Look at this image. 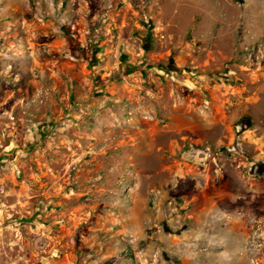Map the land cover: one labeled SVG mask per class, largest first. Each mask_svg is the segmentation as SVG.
Wrapping results in <instances>:
<instances>
[{"label":"rangeland","instance_id":"374dc122","mask_svg":"<svg viewBox=\"0 0 264 264\" xmlns=\"http://www.w3.org/2000/svg\"><path fill=\"white\" fill-rule=\"evenodd\" d=\"M56 1L0 0V264H264V60L241 52L264 43V0L75 5L79 32ZM24 17L98 37L87 88L63 55H33L34 74L15 55Z\"/></svg>","mask_w":264,"mask_h":264},{"label":"crops","instance_id":"0c3cea01","mask_svg":"<svg viewBox=\"0 0 264 264\" xmlns=\"http://www.w3.org/2000/svg\"><path fill=\"white\" fill-rule=\"evenodd\" d=\"M42 3H43V8L44 9L47 8V6L45 5V3L43 1H42ZM120 3H121V6L124 7V8H120V9L121 10L123 9L122 11H125V12L127 11L126 9H128V8L134 9L133 7H135V6H132L131 4H128L127 0H57L56 1L57 8H60V7H63V9L67 8V10L62 13V18H60L61 23H63V25H65L66 28L69 25H72V21H70L71 20L70 18L69 19L65 18L66 17L65 15H68V11L71 12L70 9H73V6H75V5L81 6V8H88L91 10L101 8L102 6H104V7L110 6V8L113 11H115V10H117V8H119ZM140 5L141 4H139V1H136V6H138V8L142 7ZM134 10H136V11H132V12H134L136 15L135 17H137V19H139L141 17L140 16V10H138V9H134ZM71 13H74V12H71ZM36 14H37V16L39 15L38 13H36ZM80 18H82V15L80 16ZM80 21H81V24H83V26L86 23H88V21L86 19L85 20L80 19ZM112 22L113 21H112L111 16H110L109 19H107L103 23H105L106 27H107L108 26L107 24H111ZM13 23H14V25L17 24L16 21H14ZM19 24L26 25V29H25L26 33H25V36L23 38L24 39V46H23V48H20V46H22V45H20V39L14 40V46H13V48L15 49L14 52H15V55L18 57H28V60H30V63L27 61L28 62L27 64H29V67H30L29 69H30V71H32L33 74L36 73L35 71H36L37 67L41 66V63L38 60H36V59L32 60L31 57L33 55L37 56V54L39 52L42 55L45 53H48L49 56H51L50 58H53V57H56L59 55H63L64 57L61 58L62 61L60 62L58 68H60V71L62 73L66 74V76H65L66 79L64 80V84L66 83L65 81L68 79L74 85V87L79 86L80 88H87L88 82H85L86 84L83 85L82 84L83 82L81 81L80 75H79L81 67L83 68V66L87 65L86 66V68H87L88 65H92L93 63H95V62H91V64L90 63L88 64V61L84 58V55H87V52L89 50L87 44H89L90 47H92V54L96 53L98 55L97 57H101V56L104 57V56H106V54H108L106 52L107 51L106 48H104V49L97 48L95 46V44H91V43L98 41L97 36H94L93 34H92V36L90 34H87L84 36H80V35L76 36L75 32H77V31L79 32L80 28H81L79 23H77L78 26H76V24L72 25L73 26L72 29L75 30V32L70 37L67 35L66 36L65 35L64 36L63 35L62 36L57 35L54 37H50V35H48V34L40 33L38 30H36L34 27H32V24L40 25L41 23L35 22L33 18L27 19L26 17H24V18L20 19ZM98 26H102L101 23H99ZM106 27H104V28H106ZM72 37L75 39V41L72 39ZM100 40L102 41V39H100ZM69 42H72L73 44L70 45ZM76 42H78V43H76ZM103 67H105V65L99 64L93 68L95 69V71H98L99 69H103ZM15 70H16V75H19L20 69L17 67ZM88 71H90V69ZM32 84H33V81L30 85H32ZM48 87L52 88L51 86H48ZM66 87H67V85H66ZM60 92H61V88H60ZM68 98H70V97H68ZM87 99L88 100L86 101V105H89V106L93 105L94 102L92 101V99H89V98H87ZM32 101H34V100L33 99L29 100V103H32ZM63 103H66V102H63ZM69 109H70V111L74 110L73 107L72 108L69 107L67 109V111H69ZM47 111L48 110H46L44 112V114L42 113L43 116L42 115L40 116L42 120L43 119L46 120V118L49 119L48 115H50V114ZM101 111H103V110H100L98 112H96V111L91 112L90 118L92 119V116H93L94 120L105 122L106 118L105 117L103 118L102 114L100 113ZM60 112L53 111L51 113V115L53 118H56L58 121H65V122L74 121L75 123L73 125L80 124V122L83 120L84 115H85V113L76 114V115L74 113H72L73 115H71V113H65V114L63 113L62 115H60ZM24 114L26 115L27 113L24 112ZM55 114H57V115H55ZM44 116H46V117L43 118ZM74 119H76V120H74ZM68 127H69V125H68ZM46 131L47 132H44L43 134H45V137L47 138L52 133L50 132V130H46ZM64 132H65L64 129H62L61 133H64ZM61 133H56L55 136L60 137L61 139L68 136L67 135L68 133L67 134H61ZM66 141H68V140H66ZM108 177H106L105 179H108Z\"/></svg>","mask_w":264,"mask_h":264},{"label":"built area","instance_id":"2783aa9c","mask_svg":"<svg viewBox=\"0 0 264 264\" xmlns=\"http://www.w3.org/2000/svg\"><path fill=\"white\" fill-rule=\"evenodd\" d=\"M241 52L247 62L260 64L264 60V43L254 42L253 46L242 45Z\"/></svg>","mask_w":264,"mask_h":264}]
</instances>
